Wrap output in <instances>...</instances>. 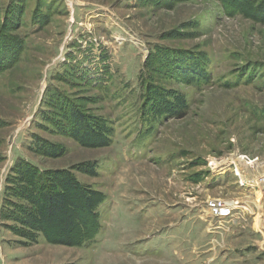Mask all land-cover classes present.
Listing matches in <instances>:
<instances>
[{
  "label": "rangeland",
  "instance_id": "374dc122",
  "mask_svg": "<svg viewBox=\"0 0 264 264\" xmlns=\"http://www.w3.org/2000/svg\"><path fill=\"white\" fill-rule=\"evenodd\" d=\"M263 175L264 0H0V264H264Z\"/></svg>",
  "mask_w": 264,
  "mask_h": 264
},
{
  "label": "built area",
  "instance_id": "2783aa9c",
  "mask_svg": "<svg viewBox=\"0 0 264 264\" xmlns=\"http://www.w3.org/2000/svg\"><path fill=\"white\" fill-rule=\"evenodd\" d=\"M253 162L254 160L250 161V163ZM238 167L239 166L235 164L234 171L239 178L238 180L239 184L241 186H244L245 185L244 175L242 173V170H240ZM263 181H264V175H263ZM208 202H209L208 209L213 217H217V218L220 217L223 219H228L233 217L235 207L231 206L229 202L226 201L225 199L222 198L212 199L209 200Z\"/></svg>",
  "mask_w": 264,
  "mask_h": 264
},
{
  "label": "trees",
  "instance_id": "16d2710c",
  "mask_svg": "<svg viewBox=\"0 0 264 264\" xmlns=\"http://www.w3.org/2000/svg\"><path fill=\"white\" fill-rule=\"evenodd\" d=\"M93 213L96 214V215H98V216H97V220H98V222H100V220H99V214H98V212H97V208H94ZM46 216H48V214H47ZM46 218H48V217H46ZM65 221H66V224H67V225H71V224H70V222H71L70 217L67 216V219H66ZM81 227H82V226H81ZM99 228H100V225L98 224V225L96 226V229H94L90 234H88V233L86 232L85 228H83V229H82L83 237H82L81 244L83 245L84 243H91V242H93V241L96 239V237H97V234H98Z\"/></svg>",
  "mask_w": 264,
  "mask_h": 264
},
{
  "label": "bare ground",
  "instance_id": "6f19581e",
  "mask_svg": "<svg viewBox=\"0 0 264 264\" xmlns=\"http://www.w3.org/2000/svg\"><path fill=\"white\" fill-rule=\"evenodd\" d=\"M261 198H262V197H261V193H258V195H257V200L260 201V203H261V201H262ZM229 204H230V203H229ZM230 205L233 206V205H234V202L231 203Z\"/></svg>",
  "mask_w": 264,
  "mask_h": 264
}]
</instances>
